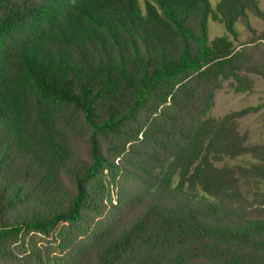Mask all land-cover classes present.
Returning <instances> with one entry per match:
<instances>
[{"label": "trees", "instance_id": "16d2710c", "mask_svg": "<svg viewBox=\"0 0 264 264\" xmlns=\"http://www.w3.org/2000/svg\"><path fill=\"white\" fill-rule=\"evenodd\" d=\"M259 2L0 0V264H264V202L208 164L250 108L206 117Z\"/></svg>", "mask_w": 264, "mask_h": 264}, {"label": "rangeland", "instance_id": "374dc122", "mask_svg": "<svg viewBox=\"0 0 264 264\" xmlns=\"http://www.w3.org/2000/svg\"><path fill=\"white\" fill-rule=\"evenodd\" d=\"M210 1L214 6L219 0ZM259 6L264 11V0H260ZM236 27L239 31V37L234 41L236 50L243 52L245 59L256 64L260 71L240 73L241 84L233 77L224 79L216 89L206 117L219 120L230 112L242 108L249 107L250 110L230 124L232 132L225 131L221 135L209 156L208 164L214 171H224L230 178L232 188L262 203L264 202V19L250 14L249 27H245L241 22H237ZM223 33L225 29L221 24L209 20V40ZM220 172L216 173L220 174ZM79 226L84 227V225ZM65 233L63 237L67 235ZM53 238L39 236L35 238L37 245L51 256L57 251L55 249L57 243ZM28 264L35 263L30 260Z\"/></svg>", "mask_w": 264, "mask_h": 264}]
</instances>
